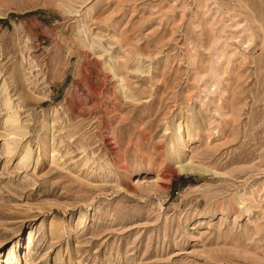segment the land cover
<instances>
[{"label":"rangeland","instance_id":"obj_1","mask_svg":"<svg viewBox=\"0 0 264 264\" xmlns=\"http://www.w3.org/2000/svg\"><path fill=\"white\" fill-rule=\"evenodd\" d=\"M0 264H264V0H0Z\"/></svg>","mask_w":264,"mask_h":264},{"label":"bare ground","instance_id":"obj_2","mask_svg":"<svg viewBox=\"0 0 264 264\" xmlns=\"http://www.w3.org/2000/svg\"><path fill=\"white\" fill-rule=\"evenodd\" d=\"M27 237H28V240H29L30 237L29 236H27Z\"/></svg>","mask_w":264,"mask_h":264}]
</instances>
